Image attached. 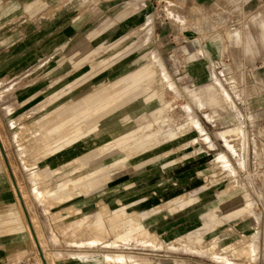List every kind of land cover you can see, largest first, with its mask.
Listing matches in <instances>:
<instances>
[{
  "label": "rangeland",
  "instance_id": "374dc122",
  "mask_svg": "<svg viewBox=\"0 0 264 264\" xmlns=\"http://www.w3.org/2000/svg\"><path fill=\"white\" fill-rule=\"evenodd\" d=\"M51 3L77 31L57 48L20 40L37 21L0 30V205L17 212L0 217V264H229L216 248L254 232L233 260L264 264V0ZM109 105L99 135L63 140ZM111 117L128 140L108 137ZM39 136L54 152L34 161ZM123 207L138 222L116 230ZM82 214L105 232L73 229Z\"/></svg>",
  "mask_w": 264,
  "mask_h": 264
},
{
  "label": "bare ground",
  "instance_id": "6f19581e",
  "mask_svg": "<svg viewBox=\"0 0 264 264\" xmlns=\"http://www.w3.org/2000/svg\"><path fill=\"white\" fill-rule=\"evenodd\" d=\"M259 15L264 16V12L260 13ZM260 26L263 28V30L261 31V36L262 39L264 41V20L263 22H261ZM5 66L3 64V62H0V70L4 69ZM218 90L214 91V90H209L208 92H205L204 94H202V97L207 96V101L209 102V104H211L212 106H215L218 104V102L216 101L217 96L219 95ZM121 104V103H120ZM119 104V106H120ZM126 103H123L122 105L124 106ZM137 106H139V104H136L135 106H131L130 108L127 107V110H131L136 108ZM116 106H111L109 105L108 107H102L101 109H99V111L95 112V114L93 115V117H88V120L85 119L84 121H78L72 125L67 126V128L64 130L63 134H62V138L67 139L68 136H72V135H76L79 134L82 130H85L87 133H90L91 131H98V133L96 135H99V130H100V124H101V120L104 118H107L108 116L112 115L114 113V108ZM123 116H127V112H124ZM119 119V117H118ZM117 119L114 117L109 118L107 121H105L103 125H106L107 128L105 130H107L108 133V137L111 138H118V140L121 141H126L128 140V136L126 134V129H127V122L126 121H116ZM140 122V121H139ZM137 122V123H139ZM136 123V124H137ZM135 128V126H134ZM88 135V134H86ZM106 137V138H108ZM42 138H40V136L37 138V142H36V146L33 147L32 151L29 152L31 154H34L35 156V160L37 161L40 158H42L44 155H47L48 153L51 154L52 152H54V149L52 147V141L51 140H44ZM129 146V147H128ZM134 145H132L129 141H127L124 144V148H128V149H133ZM29 150V149H28ZM45 173V172H44ZM43 173V174H44ZM73 187L70 186V184H68V187H66V190H60L55 194H45V198L46 199H61L62 197L66 198L67 191L68 188ZM2 194V193H0ZM50 201V200H48ZM250 205V203H249ZM105 208V207H104ZM107 210V208L104 209V212ZM126 210L125 208H121L119 210H117V212L115 213V215L111 216V220L114 221V226L116 228V230H118L119 228H127L130 227L132 225H134L135 223L138 222V216L133 215V217L128 218V216L126 215ZM16 209L12 204H8L4 203V205H0V217L4 216L7 217V215L9 216H14L16 215ZM86 224H90V229L92 230V228L94 229H99V231L101 230L103 233L105 232V227H104V222L102 219H98L96 222L93 223H89V215L88 214H82L78 217H75L74 219L71 220L70 222V226L73 229H77L80 228L82 226H85ZM257 236L256 232H254L252 234V238L250 239V235L249 236H243L241 237V240L239 239L238 241H234L232 244H230L228 247L222 249H218L216 248L215 245H210L207 247V249H212L214 252V249L216 248L217 254L223 258L226 259V261L229 264H249V263H244V262H237L235 260H233V256H242L244 254H249L250 250H252V247L250 246V242L253 239V237L255 238ZM202 242V238L201 237H197L196 239H194L191 242V246L195 247L198 244L200 245ZM214 243V242H213ZM205 246V245H203ZM205 248V247H204ZM203 251V250H202ZM206 251V250H204ZM203 251V252H204ZM216 256V255H214ZM131 258V257H130ZM92 259H96L100 260L101 257H93ZM125 257H120V261H125ZM48 262V261H47ZM164 264H173L172 261H164ZM49 264V262H48ZM51 264V263H50Z\"/></svg>",
  "mask_w": 264,
  "mask_h": 264
},
{
  "label": "crops",
  "instance_id": "0c3cea01",
  "mask_svg": "<svg viewBox=\"0 0 264 264\" xmlns=\"http://www.w3.org/2000/svg\"><path fill=\"white\" fill-rule=\"evenodd\" d=\"M48 10L55 12L53 17L47 15ZM56 13L61 15V9L53 6L51 0H0V30L8 24L16 22L17 19H26L25 21L30 26L34 25L30 23L37 21L35 24L38 31L31 34V32H28L31 28L28 27V31L22 35L20 40H35L31 39L30 36L36 35V41L38 42L54 41L56 43L54 45L55 49L63 40L66 39L68 41V38L71 39L77 34L74 25L61 26V21ZM49 26L53 27V31L46 30ZM0 40L3 39L0 38ZM2 62L4 65H7L6 58Z\"/></svg>",
  "mask_w": 264,
  "mask_h": 264
}]
</instances>
